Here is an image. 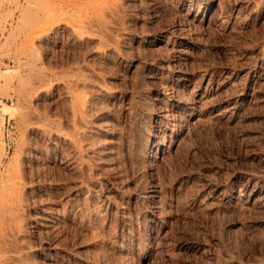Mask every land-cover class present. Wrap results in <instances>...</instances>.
<instances>
[{"label": "rangeland", "instance_id": "obj_1", "mask_svg": "<svg viewBox=\"0 0 264 264\" xmlns=\"http://www.w3.org/2000/svg\"><path fill=\"white\" fill-rule=\"evenodd\" d=\"M106 1L0 0L10 264H264V0H125L104 32Z\"/></svg>", "mask_w": 264, "mask_h": 264}, {"label": "bare ground", "instance_id": "obj_2", "mask_svg": "<svg viewBox=\"0 0 264 264\" xmlns=\"http://www.w3.org/2000/svg\"><path fill=\"white\" fill-rule=\"evenodd\" d=\"M124 1L125 0H108L105 3L97 6L95 16L87 18L86 20L87 24L98 28L100 31L104 30V32H106L108 30L107 29L108 25L109 24L111 25V23L108 24L109 18L115 16L117 11L119 10V7L123 6L122 4ZM116 15L118 16V14ZM113 18H111L110 21ZM117 18L118 17H116V19ZM54 32L55 31L53 29H50L47 32V35L53 34ZM62 76L66 78L64 81L68 86V89L70 90H73L76 87L91 82L96 83L98 85H102L103 83V79L101 75L89 65L75 67L68 72L62 73ZM186 95L190 97L193 94L189 93ZM72 98L74 100L73 101L74 109L82 116H84L91 109L93 105L94 98H90L86 95H78V96L73 95ZM180 107L181 106L178 104L176 107H174V110L177 108L178 111ZM179 111L181 112L178 115L176 112L174 113L167 112L164 115L166 124H168V126L171 127L174 133H178L180 132V130H183L185 123L184 120L185 112L184 110H179ZM42 123H44L45 126L54 129H56L58 126L57 124L52 123L47 119L42 120ZM144 148L146 151H148L150 149V143H146L144 145ZM157 153H158V146L156 147V155ZM1 162L2 160L0 159V164ZM20 185H21L20 180L0 176V264H10L8 258L6 257L7 254L6 250L8 249L10 242L12 241L13 238L16 237V235H21L23 232H25L24 227L21 225V222L23 221L22 211L24 209L22 203L24 202V199L21 198L20 196V187H21Z\"/></svg>", "mask_w": 264, "mask_h": 264}]
</instances>
